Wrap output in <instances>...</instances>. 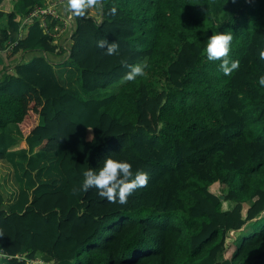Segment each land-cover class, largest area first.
Instances as JSON below:
<instances>
[{"label": "trees", "instance_id": "obj_1", "mask_svg": "<svg viewBox=\"0 0 264 264\" xmlns=\"http://www.w3.org/2000/svg\"><path fill=\"white\" fill-rule=\"evenodd\" d=\"M52 1L0 0V50L18 53L0 70V159L39 153L13 198L0 192V264H264V0H103L98 17L72 14L66 47L56 17L44 27L29 14ZM217 32L233 36L231 75L207 58ZM122 59L145 75L124 80ZM70 63L79 89L54 71ZM107 156L147 172V186L123 205L94 187L73 195Z\"/></svg>", "mask_w": 264, "mask_h": 264}, {"label": "clouds", "instance_id": "obj_2", "mask_svg": "<svg viewBox=\"0 0 264 264\" xmlns=\"http://www.w3.org/2000/svg\"><path fill=\"white\" fill-rule=\"evenodd\" d=\"M103 7V0H67V7L75 17H82L86 14V9L94 7ZM112 15L116 14V8L110 10ZM233 39L231 33L217 32L208 37L206 44V53L209 61H220V68L225 75H231L240 67L239 60L229 58L230 43ZM97 46L106 49L107 55H118L119 44L109 43L106 39L97 41ZM260 58L264 59V51H261ZM121 65L129 70L125 73L123 79L134 81L137 76L145 75L144 69L147 64H128L126 60L120 61ZM259 84L264 87V76L259 77ZM83 183L80 187H74L72 194L86 192L90 188H96L101 198H105L110 203L126 204L128 197L137 189L146 187L149 175L143 170L137 169L135 173L132 165L127 161L115 160L107 156L103 165L98 169L88 168L83 171ZM0 236L3 232L0 231Z\"/></svg>", "mask_w": 264, "mask_h": 264}, {"label": "rangeland", "instance_id": "obj_3", "mask_svg": "<svg viewBox=\"0 0 264 264\" xmlns=\"http://www.w3.org/2000/svg\"><path fill=\"white\" fill-rule=\"evenodd\" d=\"M46 5V3L44 4ZM99 13V6L86 9V14H91L93 16H98ZM64 23V26H63ZM67 23L66 22H60L58 25L59 27L63 26L65 27ZM55 73L59 76L60 82L66 86H71L73 88L79 89V76H78V68L74 63H70L67 65H58L57 67H54ZM122 79V78H121ZM119 81L108 85L103 88H97L94 91L91 92L92 97L108 94L111 92L114 88L117 87V83ZM15 130V129H14ZM18 133V132H17ZM19 139V140H18ZM17 140L21 141V143L24 145L26 136L21 134H17ZM26 145V144H25ZM7 155L0 159V192L4 196V199L11 200L13 198V195L15 194V191L18 187L19 179L26 180V175L23 173V167L25 166V161L28 156L36 157L38 156V152H36L31 146L28 144L24 147L20 148H11ZM43 154V153H40ZM50 157V158H48ZM54 155L49 154L47 157H45L42 161V164L38 168L39 175H43V169L47 166L48 161L53 160ZM36 169L30 171V174L32 178L35 176ZM264 214V210L260 212L258 217H261V215ZM246 226H242L241 228H245ZM238 231L241 230H229L228 233L231 238L236 237L238 235ZM42 258L40 256H36L35 260H33L36 264L40 263ZM60 264H68L66 262H59Z\"/></svg>", "mask_w": 264, "mask_h": 264}, {"label": "crops", "instance_id": "obj_4", "mask_svg": "<svg viewBox=\"0 0 264 264\" xmlns=\"http://www.w3.org/2000/svg\"><path fill=\"white\" fill-rule=\"evenodd\" d=\"M56 13H57V22L55 25L60 24V22H66L64 28L60 27L56 31L53 30V26L51 29L55 33V40L58 45H62L63 47H66L68 45V34H69V26H71V20H72V12L67 7V0H57L54 3ZM98 17V16H96ZM57 25V26H58ZM64 26V25H63ZM32 53H24L22 58L26 59L30 56ZM50 58H53L54 60H59L60 56L55 57L49 54L47 55ZM18 59V53H15L13 55H9L8 51L5 53L4 51L0 50V70L3 68V65H7L8 63L13 64ZM58 65H53V67H57Z\"/></svg>", "mask_w": 264, "mask_h": 264}, {"label": "built area", "instance_id": "obj_5", "mask_svg": "<svg viewBox=\"0 0 264 264\" xmlns=\"http://www.w3.org/2000/svg\"><path fill=\"white\" fill-rule=\"evenodd\" d=\"M56 1H52L46 5H36L30 12L29 14L30 15H37V14H40L41 16V20H40V24L44 27H46V23H45V15L46 14H49L50 16L52 17H56L57 18V13H56V9H55V6H54V3ZM64 25V23H63ZM63 27V26H61ZM60 27L57 26V25H53V30L56 31L57 29H59ZM51 33L55 36V33L53 31H51ZM4 253L0 250V257L3 256Z\"/></svg>", "mask_w": 264, "mask_h": 264}]
</instances>
